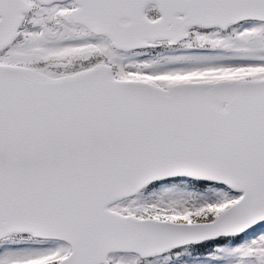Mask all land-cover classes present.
<instances>
[{
    "label": "snow or ice",
    "instance_id": "1",
    "mask_svg": "<svg viewBox=\"0 0 264 264\" xmlns=\"http://www.w3.org/2000/svg\"><path fill=\"white\" fill-rule=\"evenodd\" d=\"M0 264H264V0H0Z\"/></svg>",
    "mask_w": 264,
    "mask_h": 264
}]
</instances>
